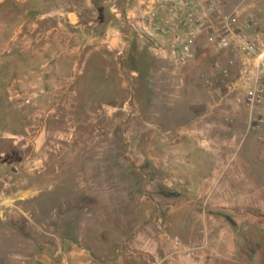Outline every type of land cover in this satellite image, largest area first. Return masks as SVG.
Masks as SVG:
<instances>
[{
	"label": "rangeland",
	"instance_id": "374dc122",
	"mask_svg": "<svg viewBox=\"0 0 264 264\" xmlns=\"http://www.w3.org/2000/svg\"><path fill=\"white\" fill-rule=\"evenodd\" d=\"M132 3L0 0V264H264L243 65L164 62L126 39Z\"/></svg>",
	"mask_w": 264,
	"mask_h": 264
},
{
	"label": "built area",
	"instance_id": "2783aa9c",
	"mask_svg": "<svg viewBox=\"0 0 264 264\" xmlns=\"http://www.w3.org/2000/svg\"><path fill=\"white\" fill-rule=\"evenodd\" d=\"M259 18L253 12H227L219 0H133L126 12V39L135 35L173 65L188 61L205 45L227 53L228 63L242 64V76L249 79L235 101L250 108L249 128L262 132L264 38L252 28L264 21V9ZM0 180L5 184L7 177ZM8 199L0 192L1 211L12 204Z\"/></svg>",
	"mask_w": 264,
	"mask_h": 264
},
{
	"label": "water",
	"instance_id": "95a60500",
	"mask_svg": "<svg viewBox=\"0 0 264 264\" xmlns=\"http://www.w3.org/2000/svg\"><path fill=\"white\" fill-rule=\"evenodd\" d=\"M13 168H14V166H13Z\"/></svg>",
	"mask_w": 264,
	"mask_h": 264
}]
</instances>
